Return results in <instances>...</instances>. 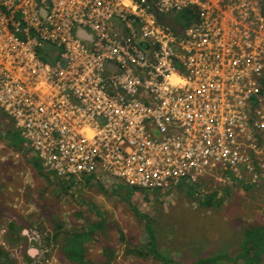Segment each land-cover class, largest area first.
<instances>
[{
  "label": "built area",
  "instance_id": "2783aa9c",
  "mask_svg": "<svg viewBox=\"0 0 264 264\" xmlns=\"http://www.w3.org/2000/svg\"><path fill=\"white\" fill-rule=\"evenodd\" d=\"M234 1L0 0V113L60 179L264 183V12Z\"/></svg>",
  "mask_w": 264,
  "mask_h": 264
},
{
  "label": "rangeland",
  "instance_id": "374dc122",
  "mask_svg": "<svg viewBox=\"0 0 264 264\" xmlns=\"http://www.w3.org/2000/svg\"><path fill=\"white\" fill-rule=\"evenodd\" d=\"M199 1L216 7L228 22H234L230 16L242 10L235 8L234 0ZM248 4L250 11L264 12L262 0ZM168 22L175 24L171 17ZM35 158L12 120L0 113V264H76L61 248L67 233L89 222H102L94 240L83 244L90 264H158L126 253L119 240L117 225L130 243L145 240L142 221L133 206L154 219L160 248L185 261L220 251L233 254L241 228L264 224V183L244 186L228 176L223 180L207 176L192 184L191 192L176 185L166 192L136 190L127 201L121 191L114 192L116 183H101L108 191L105 193L92 176H84L59 192L61 183L68 180L58 181L52 174L46 178L32 165L30 160ZM118 187L133 190L122 183ZM213 192L212 200L219 199L220 204L201 206L200 200ZM97 210L102 213L98 215Z\"/></svg>",
  "mask_w": 264,
  "mask_h": 264
},
{
  "label": "trees",
  "instance_id": "16d2710c",
  "mask_svg": "<svg viewBox=\"0 0 264 264\" xmlns=\"http://www.w3.org/2000/svg\"><path fill=\"white\" fill-rule=\"evenodd\" d=\"M171 18L174 21L175 25L180 27L187 26L193 21L197 20L198 13L196 11V7H186L180 10H176L174 14H171ZM45 59H48L50 55L44 54ZM56 57V56H55ZM54 57V58H55ZM52 58V60H54ZM51 60V61H52ZM11 132V130H7ZM7 132V133H8ZM16 149H20L17 145H12ZM36 157L35 159H31V163L34 167H36L39 172L45 175L46 178L51 175L49 172H45L40 160ZM45 172V173H44ZM55 176V175H54ZM55 178L58 181H63L65 179H60L57 176ZM61 181V182H62ZM74 181L69 179L68 181H63L60 186L59 192L69 188ZM100 189H102L105 193L106 189L98 183ZM262 184V182L258 183ZM256 184V185H258ZM187 187L186 191H193L194 186L192 184L185 183L183 181L178 182L176 187ZM248 186V185H244ZM121 187V186H119ZM117 186L113 189L114 192L118 193L121 191L123 194V198L127 201H130V196L134 191H144L143 189H139L137 187H130L133 189L130 191H122ZM129 187V186H128ZM247 188V187H246ZM157 191V190H156ZM145 192V191H144ZM159 192V191H157ZM120 193V194H121ZM216 196V192L208 194L204 196L200 200L201 206H213L220 204V200L217 199L213 201L212 199ZM136 215L141 219L143 230L145 232V240L143 242L138 243H130L128 236L123 232L121 228L117 225L116 228L118 230L119 240L124 242L125 251L128 254H132L137 258L147 259L151 258L158 264H263L264 260V224H253L247 227L241 228V237L238 242V248L236 251L231 254L227 251H220L214 254H208L204 256L197 257L192 259L191 261H185L182 258H178L175 256H171L170 254L165 253L159 246V240L157 238V230L154 226V219L148 215L141 213L135 206L132 207ZM100 215L102 212L97 210L96 212ZM12 225V223H10ZM62 228V225L57 224V228ZM102 222H89L86 226H80L76 232L72 234H66L65 246H62L61 250L66 258L75 262L76 264H90L88 259L85 257V246L83 245L85 242L91 243L94 240V236L98 231L102 230ZM237 246V244H236ZM2 251H0L1 253ZM100 264H106V262H101ZM109 264V262L107 263Z\"/></svg>",
  "mask_w": 264,
  "mask_h": 264
},
{
  "label": "clouds",
  "instance_id": "9594fccd",
  "mask_svg": "<svg viewBox=\"0 0 264 264\" xmlns=\"http://www.w3.org/2000/svg\"><path fill=\"white\" fill-rule=\"evenodd\" d=\"M123 2H124L126 5H128V4L131 3V0H123Z\"/></svg>",
  "mask_w": 264,
  "mask_h": 264
}]
</instances>
